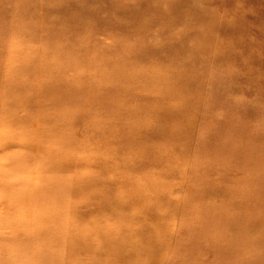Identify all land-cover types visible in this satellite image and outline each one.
Wrapping results in <instances>:
<instances>
[{"label":"rangeland","instance_id":"374dc122","mask_svg":"<svg viewBox=\"0 0 264 264\" xmlns=\"http://www.w3.org/2000/svg\"><path fill=\"white\" fill-rule=\"evenodd\" d=\"M0 264H264V0H0Z\"/></svg>","mask_w":264,"mask_h":264}]
</instances>
